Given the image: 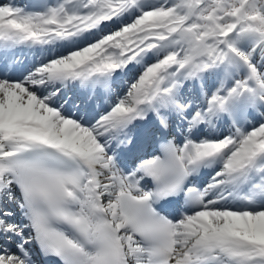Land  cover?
<instances>
[{
    "label": "snow or ice",
    "instance_id": "obj_1",
    "mask_svg": "<svg viewBox=\"0 0 264 264\" xmlns=\"http://www.w3.org/2000/svg\"><path fill=\"white\" fill-rule=\"evenodd\" d=\"M0 264H264V0H2Z\"/></svg>",
    "mask_w": 264,
    "mask_h": 264
}]
</instances>
